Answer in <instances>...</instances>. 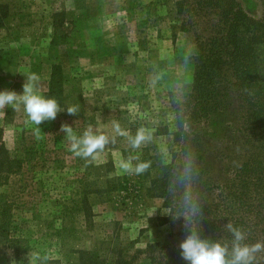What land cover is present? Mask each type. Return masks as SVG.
<instances>
[{"label": "rangeland", "instance_id": "1", "mask_svg": "<svg viewBox=\"0 0 264 264\" xmlns=\"http://www.w3.org/2000/svg\"><path fill=\"white\" fill-rule=\"evenodd\" d=\"M178 1L0 0V91L22 94L25 76L34 73L40 94L55 98L63 109H78L77 116L63 111L52 121L56 143L53 135L47 134L52 140L44 137L52 151H63L60 161L49 160L33 171L35 182L45 188L37 193L38 221L29 224L26 233L38 238L36 248L42 252L35 248L20 253L16 264H29L30 252L32 264H78V251L91 247L102 263L151 264L147 245L179 247L189 234L183 213L171 212L170 203L151 190L166 166L183 161L176 107L192 82L195 44L181 29ZM238 1L248 16L261 18L263 0ZM225 118L213 117L206 134L216 138ZM26 120L22 107L20 112L0 110L8 150L21 154L28 141L38 144L36 126ZM113 122L130 135L143 127L152 140L133 152L127 139L118 137L96 161L86 163L68 151L69 142L60 133L67 123L77 136L89 127L111 136ZM43 135L40 131L41 139ZM129 155L151 167L140 175H121L117 164ZM76 173L83 174L87 191H94L86 192L90 217L77 212L71 218L54 217L48 227L55 200L67 205L77 200L79 184L72 179ZM60 225L58 238L55 228ZM0 264L14 262L3 254Z\"/></svg>", "mask_w": 264, "mask_h": 264}, {"label": "trees", "instance_id": "2", "mask_svg": "<svg viewBox=\"0 0 264 264\" xmlns=\"http://www.w3.org/2000/svg\"><path fill=\"white\" fill-rule=\"evenodd\" d=\"M176 7L183 15L181 29L195 44L192 82L176 107L183 161L166 166L151 190L170 203L174 214L184 213L185 194L191 195L200 208L196 226L202 239L230 242L224 226L231 221L248 234L246 243L264 242V12L254 19L238 0H180ZM221 115L226 117L221 133L207 135L212 118ZM39 127L43 139L28 141L21 154L6 148L0 128V257L9 254L14 264L20 253L38 246V238L26 233L38 221L37 193L45 188L35 182L33 171L49 160L60 161L63 151H52L44 140L51 134L57 142L53 122ZM72 179L79 184V196L70 205L55 200L48 227L54 217L91 215L86 192L94 191H87L82 173ZM20 213L22 218L16 217ZM62 227L55 228L58 238ZM92 248L78 251V264H107ZM146 250L151 264H190L180 247L151 243Z\"/></svg>", "mask_w": 264, "mask_h": 264}, {"label": "clouds", "instance_id": "3", "mask_svg": "<svg viewBox=\"0 0 264 264\" xmlns=\"http://www.w3.org/2000/svg\"><path fill=\"white\" fill-rule=\"evenodd\" d=\"M25 76V75H24ZM23 93L5 89L0 91V110L11 108L14 112H20L21 107L27 117L26 123L35 125L36 138L39 140L40 125L45 121H54L58 113L66 111L68 115L77 116L78 109L69 106L61 108L55 98H46L40 94V80L36 74L25 76ZM60 133H64L69 142L68 151L74 156L82 158L86 163L96 161L98 155L105 151L106 146L114 145L118 137H124L128 141L130 149L135 152L151 142V133L143 127L138 128L135 135L121 128L118 122H113L112 135L96 133L91 127L87 128L81 136H77L73 127L67 123L61 125ZM136 161V163H133ZM151 167L150 162L140 161L138 156L129 155L125 160L118 162L117 168L121 175H140ZM191 170V162H189ZM184 226L188 235L180 243L182 258L190 264H262L264 262V242L246 243L247 233L231 221L224 226V230L231 235L228 243L202 239L196 226L197 217L200 214L198 203L189 194L184 197ZM179 219V217H173ZM45 256L44 260L47 261ZM29 264H32L33 254H28Z\"/></svg>", "mask_w": 264, "mask_h": 264}]
</instances>
